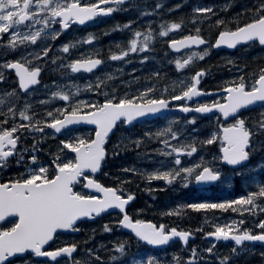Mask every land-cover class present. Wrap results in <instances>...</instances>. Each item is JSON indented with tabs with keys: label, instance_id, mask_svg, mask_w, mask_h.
Masks as SVG:
<instances>
[{
	"label": "snow or ice",
	"instance_id": "1",
	"mask_svg": "<svg viewBox=\"0 0 264 264\" xmlns=\"http://www.w3.org/2000/svg\"><path fill=\"white\" fill-rule=\"evenodd\" d=\"M125 2L126 0H96L94 3L85 4L81 0H0V40L3 39L2 34H8L10 38L8 47L14 51L18 47L17 38H19L20 44H23L24 41H30L33 45L37 43L38 38L51 36L52 39H56L70 23L84 25L86 21H91L97 16H106L114 11L123 10L119 7L103 8L101 5L115 4L120 6L125 4ZM195 11L208 13L212 12V9L203 7L197 8ZM40 13H45L46 15L40 16ZM41 21L44 24V28L28 32H23L20 29V26L32 29L35 24H39ZM57 23L61 26L60 30L52 29L51 31H46L50 25ZM216 24L222 25L224 21L217 20ZM125 27L130 28L131 23L125 25ZM161 27L162 30L159 32V36L166 37L169 31L179 29L181 25L173 23L169 28ZM199 31L197 29V33ZM141 35L142 33L140 32L135 33L137 38ZM152 39L153 35L151 32L143 35L142 40L132 39L127 50H123L120 54H112L110 59L113 61L123 60L130 53L149 51L148 44ZM254 41H258L261 46H264V5L261 6L257 18L252 20V22L239 26L234 31H221L213 47L225 45L227 48L233 49L237 45ZM92 42L93 37H89L80 43L91 44ZM205 43L206 41L198 35L196 37L189 35L181 40L173 39L169 41V46L179 50L176 47L177 45L188 47L192 44L203 45ZM70 47H75V45H64L62 51L68 53ZM47 53L48 48H45L44 56H47ZM207 54V51L203 53L194 51L183 63L177 61L176 67L177 69H183L194 57H199L200 60H203ZM38 58L42 59L43 57ZM144 59L146 60L147 57ZM102 63L103 61L100 58L89 57L72 61L70 64L63 66L70 68L71 73H79L81 71L92 73ZM4 67L15 69L16 76L19 78V89L24 92H27L30 85L39 82L37 77L41 69L38 66L29 68L20 61L7 64L0 63V69ZM204 75L203 71L197 72L192 77V83L190 85L185 84L186 90H182V94L173 95L171 99L192 101L193 97L212 95V93H203L197 88L200 83L199 78ZM108 78L112 79L111 76ZM0 80H2V73H0ZM236 81L239 82L237 83ZM100 83H103V81L97 83V88L100 87ZM78 91L79 89L72 95H76ZM153 91L154 89L149 86L138 95L120 98L115 95L108 97L107 93H105L106 99L103 103H86L85 106L92 109V111L84 115H78L75 108L67 114L62 113L64 114V119L53 117L52 112L48 113V116L53 117V119L46 126L55 129L56 132H60L66 124L85 122L96 126V139L87 143L81 139L77 145L65 143L64 148L76 153L75 161L56 163L55 172L52 175H49V168L41 166L38 172L33 170L32 174L26 178L0 184V221L5 220L6 217L18 218L13 222L11 228L0 231V264H14L12 259L14 256L28 251L34 253L37 257H50L53 261H57V257L62 254L71 256L77 250L75 244L61 247L54 251L43 249L46 244L54 239V235L59 231H78V220L85 217L91 219L93 215L100 216L101 213L110 209H119L121 213H125L118 223L123 228L129 229L139 241H143L148 245H166L174 237H179L181 241L187 243L190 235L188 232L177 231L175 228L166 230L163 225L157 227L140 220L132 221L125 212V206L134 199L132 195L123 198L116 189L102 187L91 178H87V183L84 184V187L92 188L102 193L103 198L82 195L73 189V185L78 182V178L82 177L86 170L96 173L101 168L102 161L106 159V152L103 148L105 138L113 131L117 122L131 125L138 118L149 114H157L169 108L170 101L163 96L159 98L152 96L151 93ZM222 91L226 94L223 96V102L215 101L213 103L200 104L199 101H196L197 106L195 108L186 104L180 106V111L185 113L195 111L201 114L215 111L222 114L225 119L230 117L234 119L235 122L230 126L223 127L222 137L213 133L209 138L201 141V144L203 146H211L220 140L219 163L238 170L246 166V162L250 159L254 135L264 134V119H261L255 127L249 128L245 119L239 115L240 110L246 109L257 102H264V68H261L259 74L254 76L251 85L245 80V77L239 76L228 86L223 87ZM10 95H15V90ZM54 95L63 101L70 102V95L67 93L57 91ZM9 112L13 115L15 114V110L12 108H9ZM26 112L27 107L19 112L21 120L31 121V117ZM194 122L195 118L189 121V123ZM7 123L8 119L6 116L3 120H0V124ZM26 126L22 124L19 127ZM17 130V126L14 124L10 129L0 131V161H6V158L14 154L13 150H15L18 140L14 133ZM37 130L42 131V129ZM156 135L166 137L163 140L164 148L170 150H161V154L170 156L173 152L176 153L174 163L177 166L182 165V160L180 159L182 155L192 157L198 151L197 147L180 142V133L173 131L171 128H166ZM171 140H177L178 144H171ZM135 144L139 147L141 141L136 140ZM9 145L11 148L7 151L4 150ZM189 147L190 150H188ZM203 159V157H200L201 161ZM32 160L35 161L34 156ZM132 171H135V169ZM173 172L175 175H173ZM181 172L186 174L185 179L194 180L197 184L221 180V172L214 166L204 163L179 167L172 171L161 172L157 170L156 173L150 176V179H164L171 183L172 180L169 177L171 176L175 179L176 176H180ZM187 186L185 184V187ZM258 198H264V184L259 186L258 191H250L247 197H241L231 202H202L191 204L189 207L193 211L209 209H220L222 211L233 209V211H236L233 208L235 204L252 206L249 209H243L241 214H243V211L251 212L255 208H260L261 211H264V207L257 203ZM171 214L169 213V215ZM244 223V220L239 221L241 225ZM233 227L234 225L221 226L217 224L215 231L206 235L213 236L216 240L223 239L227 241L231 239L235 242V245H241L243 241L264 242V220H261L256 225L261 230L259 234H252V230H244L240 234L232 235ZM104 231L109 232L111 229L105 226ZM237 231L239 232L240 230L237 229ZM125 250V244H119L114 249L116 253L120 254H123ZM208 252L211 253L212 248H209ZM193 255H195V251H193ZM95 259L100 260L102 264V258L99 255ZM112 259L115 261L117 258L114 255ZM124 264H126V261ZM135 264H140V261H136ZM148 264H155V262L148 260Z\"/></svg>",
	"mask_w": 264,
	"mask_h": 264
},
{
	"label": "trees",
	"instance_id": "2",
	"mask_svg": "<svg viewBox=\"0 0 264 264\" xmlns=\"http://www.w3.org/2000/svg\"><path fill=\"white\" fill-rule=\"evenodd\" d=\"M227 5L228 7H225ZM203 7L211 8L212 12L199 13L195 11V9ZM258 11L259 9H256L254 6L252 7L250 3L248 4V0H185L182 23L185 25H190L191 23H193V25H199V28L197 27L190 30V33L202 35L207 32V36H212L210 42H213L221 31L234 30L239 26L252 22V20L257 18ZM217 20H223L224 24L217 25ZM121 22L124 23L125 21L121 20ZM137 26L147 29L150 26V23L144 21ZM197 29L200 30L199 33H197ZM104 43L105 46L109 45V48L117 50L118 47H123L125 45V38L120 37L117 39L116 36L107 34L104 37ZM260 50L261 49L254 45L248 46L245 49L238 48L233 56H237V54L242 51V55L238 60L244 61L242 63H228L227 65L223 63V59H211L212 56H221L220 53L210 54L207 60L209 61V59H211V61L206 62L199 67V69L206 72L205 77L200 84L201 89L206 92L221 90L226 86V82H229V79L225 80V77L228 76L226 72L231 71V69L234 71H240V73L234 75L235 78L243 76L245 77V80L249 82V80L252 79L246 77L247 73L253 71L256 72L255 75H258L260 69L264 68V57L259 63H255L254 60L261 55L257 58L252 56L253 53L259 52ZM99 57L105 58V56ZM132 66H142V68L139 69L138 74L144 81L151 80L155 84H169L172 80L169 77H158L155 79L158 73L156 71V66L148 61H146L144 65L134 63ZM222 76H224V78H222ZM219 79H221V81H219ZM55 81L58 82V79H55ZM236 82L238 83L239 81ZM218 100L219 98L215 101ZM83 110H87V107H83L80 110H77V112ZM55 115L59 116V113H56ZM4 118V115H0V120H3ZM253 119L255 120L256 118L253 117ZM179 121H182V118L178 115H172L161 119L156 124L157 127H162L161 129H172ZM14 124L19 130L21 124L15 120L11 121L8 119L7 124H0V131L3 129H10ZM216 124L218 128V120ZM153 128L154 127L147 125H140L133 128H126L124 126L119 127L106 145V166L100 174L99 180L107 187H115L117 191L121 192V194H133L136 196V202L130 211L132 219L151 221L156 225H163L166 230L175 228L180 231H188L195 235L197 239L185 249L178 244H172L166 250H150L143 247L140 243H135L126 237L122 241L123 243H121L126 245V250L123 254H116L112 251L104 254H99L98 252L94 254L92 252V254L90 250L91 248L96 247V245H89V239H97L98 236L91 234L89 237V234H83L82 240H85L87 243L79 242V250L84 249L83 246L86 244L91 254V257L87 259L85 263L101 264L100 260L95 259V257L99 255L102 258V264H124L125 261L126 264H135L136 261H140V264H148V260L154 261L155 264H222V262H224V264H264V249L261 247L247 244L238 249L232 244H212L203 238L206 233L214 232L217 224L221 226L234 225L231 233L252 230V234H259L261 230L256 227V225L261 220H264V211H261L260 208L252 209L251 212L243 211V214H241L243 209H249L252 206L234 204L233 208L236 209V211H233V209L225 211L220 209H216L215 211H193L189 205H191L192 202L197 201V197L194 193L189 194L188 191L183 189L173 190L171 186L164 189L162 184H149L141 174L136 177L133 176V172L140 171V167L142 166L141 163H143L145 159L144 156L149 154V148L155 146L154 143H148V139H151L156 135V131H154ZM217 128L215 129V133L218 135ZM56 140H54L55 146H50L47 152L51 153L62 144L61 142H55ZM136 140L141 141L139 147L135 144ZM211 147H214V144L207 146L209 149H212ZM34 153L37 154L40 161L46 160V163H49V159L52 157H45L37 151H34ZM16 154H19L17 156L18 160L16 161L19 167L16 168L14 161H12L10 170L13 171L14 174H16L17 171L23 170L26 172L28 171L29 175L32 174L34 166L29 167L27 160L33 156L36 158V156L31 153L30 141L21 139L19 151H17ZM136 156L140 158V162H137ZM41 166L43 165L41 164ZM133 169H135V171H132ZM234 182L233 190L230 192L228 191L226 197L222 200L225 203L241 197H247L250 191H258L259 186L264 184V172L257 171L251 179L241 181L236 179ZM142 184H149V186L143 187ZM258 200L260 201H257V203L260 204L261 207H264V198H258ZM211 212L224 215V218L217 222H205L206 216H210L212 214ZM169 213L172 214L169 215ZM113 219L114 222L109 224L113 230H115L117 229L116 225L118 217H114ZM241 220L245 221L242 225L239 224V221ZM237 229L240 231L238 232ZM209 248H212L211 253L208 252ZM193 251H195V255H193ZM114 255L117 258L115 261L112 259Z\"/></svg>",
	"mask_w": 264,
	"mask_h": 264
},
{
	"label": "rangeland",
	"instance_id": "3",
	"mask_svg": "<svg viewBox=\"0 0 264 264\" xmlns=\"http://www.w3.org/2000/svg\"><path fill=\"white\" fill-rule=\"evenodd\" d=\"M147 2V4H150V7L153 8L151 12L146 11V8L144 5H137V16L142 18V17H151V16H161V10L163 9V5L159 3L160 0H144ZM175 2V0H173ZM264 0H248V4L253 7H256V9H260L261 6L263 5ZM170 3V2H169ZM176 7V6H175ZM175 7H172L169 9H165V11H168L165 17L159 19L157 21L156 25V30L153 32V39L151 42H149L148 47L149 51L145 52H138V53H130L127 57H125L123 60H116L113 61L110 59V56L112 55L111 52H109L108 49H106L103 45H98L95 43L94 35L92 36H86V38H83L84 40L88 39L89 37H93V42L90 44L91 45V50L95 51V53H101L102 55H105L106 61L104 65V70L100 72L99 74H102L103 76H100L97 78V75H94L95 78L92 81H99L102 78L109 79L108 77L111 76L112 79H114V84L110 88V91L108 92L109 88H104L101 89L102 95H105L107 93L108 97H111L112 95H115L116 97H124V96H132V95H138L141 91L147 89L149 86H151L154 91L151 93L152 96L154 97H161V96H171V95H179L182 94V90H186L185 84L190 85L192 81V77L196 73V71L199 70V67H201L203 64L206 62H201L203 60H200L199 57H194L192 61H190L188 64L185 65L183 69H177L176 67V62L179 61L180 63H183L185 60L188 59V57L192 54V52H186L183 55H180L178 57H171L167 55V59L164 61V63L167 64V71L165 72L166 77H169L171 82L169 84H155L154 82H140L139 81V76H135V73L139 71L141 67H134L132 66L134 63L139 64V65H144V63L149 60L152 62L154 65H158L163 62V58L161 56V51L163 48V43H166L168 37L171 34V31H169L168 36L166 37H160L159 32L162 30L161 26H164V28H169L171 24L177 23L175 21L178 18V15L175 13ZM225 7H228L225 6ZM252 9V8H250ZM237 12V9H236ZM160 15V16H159ZM177 15V17H176ZM176 17V18H175ZM129 23L123 24V25H116L115 26V31L118 32L119 34L123 33L128 37V43L127 46L124 50H127L130 44V41L132 39H143V35H146L142 33V35L137 38L135 36L136 31L132 27L133 25L131 24V27H125V25H128ZM177 24H180L179 22ZM181 25V24H180ZM37 26V25H36ZM199 28V25H197ZM44 28V25L42 26L39 24V27H37L36 30ZM194 29L193 25L186 26V29ZM176 32L180 33L182 31V26L179 29H175ZM46 31H51L49 29H46ZM141 33V32H140ZM173 34V33H172ZM208 34V33H207ZM3 35V34H2ZM7 36V35H5ZM43 36V34H42ZM207 36V35H206ZM211 35L207 36V39H211ZM42 39V40H41ZM19 43V38L17 39ZM58 39H52L51 36H48L47 38H38L37 43L33 45L30 41H24L23 44H20L19 47H22L24 49H18L22 52H24L25 56L31 55L33 59H36L39 55V57H43L41 60V65L43 66L42 68L44 69L45 76L42 79L41 85L36 88L35 90L29 92L26 95H21L19 93L15 92V95H10V93H13V90L8 87H2V90L4 91L3 95L0 94V112L3 113L2 115H9L8 118L11 121H14L17 119L18 123H22L23 125H27L26 127H23L24 130L29 134L28 136L29 139L35 138L40 141H43L44 139H49L53 140L54 137L50 134L49 127H47V123H51L53 117H55V112L54 111V103L56 105L58 104L60 108L62 109H76L80 110L83 107H86V100L85 102H76L72 101L71 103L68 104H63L59 103L58 101L60 100L58 96H55L54 93L57 91L64 90V85L62 83V87L58 88L55 85L57 83L53 81L52 77L55 76V71L58 70L59 68L62 69L64 72L63 75H57L56 78L61 80L62 82L65 81L66 83L71 82V85H69V88L67 89L70 90L71 94L76 93L77 89H79L78 93L74 96L85 94L86 89L89 88V84L87 83L86 85L81 83L85 80L84 76H77L76 74H72L68 67H64L63 65H68L72 62V59H75L77 56H79L80 51H71L69 53H65L62 51L63 46L59 47L56 46L58 43ZM103 46V47H102ZM48 48V53L47 56H44V49ZM3 49H7L4 44L0 46V63L4 64V61H1V58L3 57L4 51ZM83 51L88 54L87 49H83ZM123 50L120 52H117L116 54H120ZM207 51V57L210 53V48H206L204 50L200 51H195L199 53H203ZM6 52V51H5ZM31 53V54H30ZM38 55H37V54ZM242 55V51L237 54V56H228V55H221V56H212L211 59H223L224 64L227 65L229 64H234V63H242L244 60H238V58ZM259 55H261L259 58H257ZM254 58H257L254 60L255 63H259L262 58L264 57V51H259L255 52L252 55ZM147 57L145 60L144 58ZM205 59V58H204ZM209 59V61H211ZM207 61V62H209ZM253 64V63H252ZM251 68V67H250ZM0 73H2V70L0 69ZM219 73V71H218ZM227 77L226 79H229V82H226V86L230 84L231 80H235L236 78L234 75H237L240 73V71H234L231 69V71H227ZM256 72L250 71L249 73L246 74V77H249V85H251L253 78L255 76ZM205 77V76H204ZM224 78V76H222ZM235 78V79H234ZM2 80H4V77L2 76ZM51 80V81H50ZM221 81V79H219ZM184 82V83H181ZM83 84V88L81 87ZM159 85V86H155ZM7 88V90L5 89ZM223 89V88H222ZM85 103V104H83ZM210 103V102H209ZM27 107V112L26 114L31 117V121H23L21 120L19 116V112L24 110ZM9 108H12L15 110V114L13 115L12 113L9 112ZM88 108V107H87ZM34 112H39V114H35ZM52 112L53 117L48 116V113ZM195 118L194 123H189L190 120ZM243 119L247 122V126L249 128L255 127L258 122L261 119H264V109L259 111L258 118L256 120H253L250 117L247 116H242ZM256 118V117H255ZM221 121V120H220ZM217 118L214 116L212 117H206V118H200L198 116L192 115L185 120L179 121L176 123L172 130L175 132L180 133L179 141L183 142L185 145H192L197 147L198 151L197 153H194L192 157H188L187 155H182L180 159L182 160V165L177 166L174 163V160L176 158V153H172L170 156H165L161 154V150L163 151H169L170 149H165L163 140L166 139V137H159L157 135L153 136L151 139H148V143L153 144L154 147L149 148V154L144 156V162L141 163L142 166L140 167V171H135L133 172V176H137L139 174L143 175V177L148 181V183H154L155 184H162L164 189H166L168 186H171V188L174 189H183L191 193H195L197 191L194 188V180L190 179H185L184 177L186 176L185 173L181 172L180 176H176L175 179H173L171 176L169 179L172 180L171 183H168L167 180L164 179H150V176L154 173L157 172V170L163 172V171H172L174 169H177L179 167H188L192 166L196 163H204V164H212L215 166V168L221 172L222 179L221 182H219L216 185L215 190L211 191H201L197 192V203H202V202H210V203H225L222 201L226 197V191L231 190L232 188V178L235 176H240V177H245L251 172H254L256 170L264 169V157L261 156L260 150L264 147V142L260 141L259 139H254L252 140L253 147L251 149V156L250 157H255L257 160L256 164L251 165L249 164L245 169L240 171L237 175L235 174H225L223 175L222 169L219 165V146L217 147V150L215 147H211L212 149L207 148V146H203L201 144V141L206 140L209 138L213 133H215V129L217 128ZM234 122L228 123V125H231ZM36 124V125H35ZM34 125V127H31ZM225 124L221 121L219 122V127L224 126ZM147 126H152L154 127L153 130L156 131V134L163 131L164 129H161L162 127H157V124L155 122H148ZM218 127V128H219ZM20 128V131L22 132V129ZM37 129H42L37 130ZM166 129V128H165ZM33 134V135H32ZM89 135L88 133H86ZM260 135V134H256ZM42 138V140H41ZM85 137L82 136V133H73L70 137V139H74L76 142H79V140H83ZM171 144L176 145L178 144L177 140H171ZM190 150V147L188 148ZM62 148L57 150L56 152H53V155L56 153H61ZM200 157H203V161L200 160ZM137 162H140V158L136 156ZM218 162V164H216ZM173 175L175 173L173 172ZM131 176V175H129ZM132 179V178H131ZM146 184H142L143 187H148L149 186ZM185 184L188 186L185 187ZM80 186V185H79ZM81 187V186H80ZM77 191V190H76ZM78 192V191H77ZM85 195V194H84ZM257 201H260L257 199ZM195 203V204H197ZM216 209H209V211H215ZM206 211V210H203ZM212 213V212H211ZM114 217H117L115 215H110V216H104V218L99 219L96 222H90L88 223L83 230V234H89V237L91 234L97 235V239H89V245L95 244L96 247L91 248V253H99V254H104L106 252L112 251L115 252L114 249L121 243L122 241L126 238L125 235L121 234L118 229L113 230V228L110 226L109 223L114 222ZM224 218V215L220 214H215L212 213L210 216H206L205 222H217L221 219ZM105 226H108L111 231L105 232L104 228ZM135 248V247H132ZM92 253V254H93ZM116 253V252H115ZM118 254V253H116ZM90 251L88 250V247L85 246L84 250L80 255L72 262L69 260V264H78L77 262L80 260L82 263L79 264H86L85 261L89 259L90 256ZM95 261V259H94ZM17 264H39V263H34L31 261V259L25 258L21 261H18Z\"/></svg>",
	"mask_w": 264,
	"mask_h": 264
},
{
	"label": "flooded vegetation",
	"instance_id": "4",
	"mask_svg": "<svg viewBox=\"0 0 264 264\" xmlns=\"http://www.w3.org/2000/svg\"><path fill=\"white\" fill-rule=\"evenodd\" d=\"M142 0H130V1H126L125 4L117 6L115 4H107V6L101 5V7L103 8H107V7H119L121 9H125L130 7H134L136 4L141 3ZM82 3H94L96 2V0H81ZM120 14H121V10L118 11H114L113 13H111V17H114L115 20L119 21L120 19ZM40 16L46 15L45 13H40ZM110 19V18H108ZM105 20H107L106 18H104L103 15L97 16L93 19V22L91 24L85 25V26H77L74 23H70L69 26L67 27L66 30H62L61 34H60V38L58 39L59 42L62 41V39H64L65 41V45H79L81 40H83V38H86V36H90L93 34H97L99 38L103 37L104 34V25H105ZM87 22V21H86ZM29 23V22H26ZM41 26L43 24V22L41 21V23H39ZM39 24H35L34 28L32 29H28V28H24L23 26H20V29L23 32H28V31H35L37 29V27H39ZM37 25V26H36ZM44 25V24H43ZM61 26L60 24H53L49 26V30L55 29V30H60ZM7 35V36H5ZM18 39V38H17ZM42 40V39H41ZM10 43V38L8 36V34H3V39L0 40V46L2 44H4L6 46L7 49H3L4 54L3 57L1 58V61H4V64H7L9 62H16V61H20L21 63H24L27 67L29 68H35V67H40V69H42V71L44 70L41 65V59L36 58L33 59L31 57V55H29L28 57L24 55V52L18 50V49H24L22 47H19L20 43H18V47L13 51L11 48L8 47V44ZM74 47H70L71 50H73ZM31 54V53H30ZM2 70V76L4 77V80H0L1 84H4V86H9L11 84L12 89L15 90L16 93H19V86H18V82L17 79L14 75L13 72L8 71L7 67H4L1 69ZM0 84V85H1ZM260 153L263 154V151L260 150ZM16 221V219H8L4 222V224L2 226H0V231L9 229L13 226V222ZM61 236V235H59ZM58 236V237H59ZM66 247L68 246V244L66 243H60L59 246H57L54 249H50L49 247L47 248V251H54L57 250L61 247ZM31 258V256L29 257ZM22 259H17L14 261V264H17L18 261H21Z\"/></svg>",
	"mask_w": 264,
	"mask_h": 264
},
{
	"label": "water",
	"instance_id": "5",
	"mask_svg": "<svg viewBox=\"0 0 264 264\" xmlns=\"http://www.w3.org/2000/svg\"><path fill=\"white\" fill-rule=\"evenodd\" d=\"M254 42H258V41H254ZM216 43V42H215ZM258 44H259V42H258ZM206 45V43L205 44H203V45H195V44H192V45H190V46H188V47H180L179 45H177L176 47L179 49V50H175L173 47H170V49L172 50V52H174V53H180V52H182V51H184V50H189V49H198V48H202V47H204ZM241 46H243V45H245V44H240ZM260 45V44H259ZM237 46H239V45H237ZM261 46V45H260ZM262 47H264V46H262ZM214 49L215 50H220V49H225V50H227V51H233L235 48H233V49H229V48H227L225 45H221L220 47H214ZM99 67H100V65L99 66H97V68L96 69H94L93 71H97L98 69H99ZM9 70H14L15 71V69H9ZM81 72H83V71H81ZM80 73V72H79ZM15 75H16V73H15ZM17 77V76H16ZM17 79H18V82H19V78L17 77ZM37 79H38V77H37ZM38 84V83H37ZM37 84H34V85H30L29 86V89L30 88H32V87H35ZM197 88H198V85H197ZM28 89V90H29ZM27 90V91H28ZM22 91V90H21ZM23 93H25L24 91H22ZM222 94H225V93H223L222 92ZM209 96H211V95H201V96H199V97H193V99H192V101H187V100H173V101H170V104H172V103H174V102H181V101H187V103L188 104H191V103H194V102H196V101H198V100H201V99H203V98H207V97H209ZM169 104V105H170ZM262 104H264V102H257L256 104H254V105H252V106H250V107H248V109H250V108H253L254 106H257V105H262ZM174 111H179L182 115H189V114H191V113H194V114H197V115H199V116H202V117H204V116H210V115H213V114H219L220 116H222V114H220V113H218V112H215V111H213V112H211V113H206V114H201V113H197V112H195V111H189V112H187V113H185V112H182V111H180V108H177V109H170V108H168V109H165V110H162L161 112H159V113H157V114H149V115H147V116H145V117H141V118H138V120L137 121H134L131 125H126L127 127H130V126H133V125H135L136 123H138V122H141V121H144V120H151V119H154V118H159V117H162V116H164V115H167V114H169V113H171V112H174ZM241 111V110H240ZM81 115H84V114H81ZM222 118H223V120L224 121H228L229 119H232L231 117L230 118H228V119H225L223 116H222ZM64 119V118H63ZM119 122H117V124H118ZM88 127V128H93V129H96V126L94 125V124H88V123H85V122H79V123H73V124H66L65 125V127H63L62 129H61V131L60 132H56L55 131V129H53V128H50L53 132H55L56 134H60L62 131H64V130H67V129H70V128H73V127ZM116 127V126H115ZM115 127H114V129H113V131L109 134V136L108 137H106L105 138V143H104V145H103V148H104V146L106 145V142H107V138H109V137H111L112 136V134L114 133V130H115ZM223 129V128H222ZM222 129H221V132H222V135H221V137L223 136V131H222ZM95 133H96V131H95ZM96 139V135L94 134V137H93V140H95ZM8 147H11L10 145L9 146H7L6 148H8ZM5 148V149H6ZM73 154H74V156L76 157V153H74L73 152ZM103 162V161H102ZM247 163V162H246ZM224 166H227V167H229V168H232V167H230V166H228V165H225V164H223ZM101 168H102V166H101ZM101 168L96 172V173H92L90 170H86L85 171V173L84 174H86V175H97V174H99V172L101 171ZM82 177H79L78 179H81ZM95 182V181H94ZM85 183H87V179L85 180ZM96 183V182H95ZM216 182H211V183H204V184H197V183H195L196 184V187L197 188H206V187H209V186H211V185H213V184H215ZM103 187V186H102ZM84 190L85 191H87V192H89V193H92V194H97L100 198H103V194L102 193H100V192H98V191H96L95 189H92V188H86V187H84ZM134 200V199H133ZM133 200H131L130 202H132ZM130 202L125 206V212L127 211V208H128V206L130 205ZM110 212H120L119 211V209H110V210H108V211H106V212H104V213H101V214H106V213H110ZM121 213V212H120ZM123 215L125 214V213H122ZM93 216H95V215H93ZM7 218H10V217H6L5 219H7ZM82 219H89V218H81L80 220H82ZM5 220H3V221H0V224L2 223V222H4ZM79 221V220H78ZM77 221V222H78ZM144 223H146V222H144ZM152 224V223H151ZM154 225V224H153ZM121 226V225H120ZM122 227V226H121ZM122 231L123 232H125L126 234H129V235H132L134 238H136L135 237V235L129 230V229H126V228H123L122 227ZM62 232H68V231H63L62 230ZM206 238L208 239V240H213V241H215V242H217V243H219V242H224V243H227V242H233L234 244H235V242L233 241V240H231V239H229V240H227V241H225V240H223V239H220V240H216V238L215 237H213V236H206ZM137 239V238H136ZM191 240H194V237L190 234L189 235V237H188V240H187V243H185L184 241H181L180 239H179V237H174L168 244H166V245H160V246H152V245H148L147 243H145V242H143V241H141L144 245H146V246H149L150 248H153V249H162V248H167L168 247V245L170 244V243H172V242H179V243H181L182 244V246L183 247H185L187 244H188V242L189 241H191ZM246 243H249V244H254V245H259V246H264V242H260V241H243L242 242V244L241 245H237L238 247H242L244 244H246ZM47 245V244H46ZM30 252V251H29ZM75 252H73L72 254H71V256L74 254ZM17 255H22V254H17ZM63 257H70V256H68L67 254H62L60 257H57V260L58 259H60V258H63ZM38 258H43V259H46V260H48V261H50V262H54L50 257H45V256H40V257H38Z\"/></svg>",
	"mask_w": 264,
	"mask_h": 264
},
{
	"label": "bare ground",
	"instance_id": "6",
	"mask_svg": "<svg viewBox=\"0 0 264 264\" xmlns=\"http://www.w3.org/2000/svg\"><path fill=\"white\" fill-rule=\"evenodd\" d=\"M102 38V37H101ZM106 43V42H105ZM109 46V45H108ZM103 47V46H102Z\"/></svg>",
	"mask_w": 264,
	"mask_h": 264
}]
</instances>
